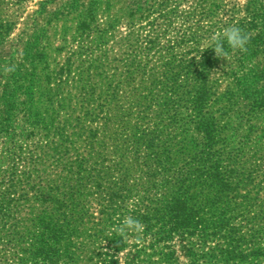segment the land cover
Masks as SVG:
<instances>
[{"label": "rangeland", "instance_id": "obj_1", "mask_svg": "<svg viewBox=\"0 0 264 264\" xmlns=\"http://www.w3.org/2000/svg\"><path fill=\"white\" fill-rule=\"evenodd\" d=\"M249 3L0 0V264H264V98L203 47Z\"/></svg>", "mask_w": 264, "mask_h": 264}, {"label": "trees", "instance_id": "obj_2", "mask_svg": "<svg viewBox=\"0 0 264 264\" xmlns=\"http://www.w3.org/2000/svg\"><path fill=\"white\" fill-rule=\"evenodd\" d=\"M261 1L264 2V0H251V3L245 6L248 16L251 15L252 21L259 20L258 23H262V28L260 29L261 31L259 34H256L255 38L248 39L246 51L240 52L237 50L234 54L238 74L231 75L233 86L238 92L237 96L244 101L247 100L248 102L251 100L258 101L259 99L264 98V7H262L264 3L262 4ZM253 27H257V25H253ZM35 37L36 35H34L32 39ZM35 46L36 42L33 47ZM212 63L211 53H209L202 57L199 66H201V70L206 72ZM28 94H30V92ZM197 96L200 97V100L197 101V105H199L201 109L204 103L203 101L206 99V93L202 92ZM228 96L231 97L232 94L229 93ZM200 126L204 135L210 138L213 129L211 121L202 122L200 123ZM151 142V140L148 141V146ZM217 180H219L218 182L222 191H226L230 188V184L227 181H224L225 183L222 184L220 181L223 180H220L219 178H217ZM174 211H179V209L175 208ZM173 218L174 220H169V222L173 225L175 230L181 229V214L175 215ZM120 248V240L115 239L112 241L110 248L111 253H107V255H105L106 264H116L115 254L118 253ZM45 258L48 259L47 253Z\"/></svg>", "mask_w": 264, "mask_h": 264}, {"label": "clouds", "instance_id": "obj_3", "mask_svg": "<svg viewBox=\"0 0 264 264\" xmlns=\"http://www.w3.org/2000/svg\"><path fill=\"white\" fill-rule=\"evenodd\" d=\"M248 36L241 27L230 25L225 27L222 34L213 35L207 40L203 47L212 49L219 58L229 56V50L240 52L246 51ZM141 227L140 222L132 217H126L118 229L122 234L126 231H137Z\"/></svg>", "mask_w": 264, "mask_h": 264}]
</instances>
